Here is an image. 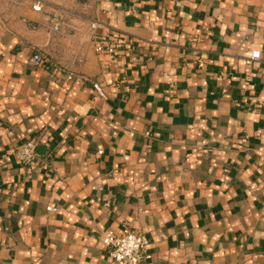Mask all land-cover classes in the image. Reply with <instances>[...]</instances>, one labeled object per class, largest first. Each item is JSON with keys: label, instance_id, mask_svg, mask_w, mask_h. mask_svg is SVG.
<instances>
[{"label": "crops", "instance_id": "1", "mask_svg": "<svg viewBox=\"0 0 264 264\" xmlns=\"http://www.w3.org/2000/svg\"><path fill=\"white\" fill-rule=\"evenodd\" d=\"M42 1L0 0V264H115L123 227L139 264H264V0ZM58 7L96 35L50 41Z\"/></svg>", "mask_w": 264, "mask_h": 264}, {"label": "built area", "instance_id": "2", "mask_svg": "<svg viewBox=\"0 0 264 264\" xmlns=\"http://www.w3.org/2000/svg\"><path fill=\"white\" fill-rule=\"evenodd\" d=\"M33 10L41 11L44 5L42 0H33ZM69 20H82L87 23L88 29L92 35H96V31L100 22L95 19H90L83 15L76 14L73 11L57 8V12L50 17L47 23V31L50 36V41L53 39L64 23V19ZM134 44L133 40L125 35L119 34L116 30L110 29L104 35V40L101 41L100 46L109 55H122L130 50ZM47 49L37 51L32 55L31 62L34 65L41 64L46 61ZM251 60H259L260 52L254 50L251 52ZM199 66L202 67L203 63L200 61ZM99 94L103 96L98 87H96ZM39 139L32 138L23 143L17 150V157L19 162L24 166L32 165L39 159L38 154ZM48 211H55L54 208L48 207ZM102 244L107 248L108 253L115 264H139L140 258L144 260H151L152 254L148 252V239L145 235L138 233L128 227H123L119 233L112 230L106 231L102 236Z\"/></svg>", "mask_w": 264, "mask_h": 264}, {"label": "water", "instance_id": "3", "mask_svg": "<svg viewBox=\"0 0 264 264\" xmlns=\"http://www.w3.org/2000/svg\"><path fill=\"white\" fill-rule=\"evenodd\" d=\"M44 147H39L38 149H37V151H38V154H44Z\"/></svg>", "mask_w": 264, "mask_h": 264}]
</instances>
